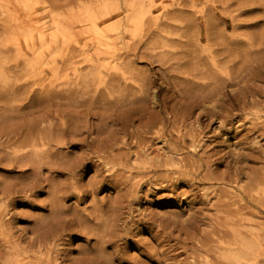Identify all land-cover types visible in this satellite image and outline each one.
Masks as SVG:
<instances>
[{
    "label": "rangeland",
    "instance_id": "obj_1",
    "mask_svg": "<svg viewBox=\"0 0 264 264\" xmlns=\"http://www.w3.org/2000/svg\"><path fill=\"white\" fill-rule=\"evenodd\" d=\"M0 60V264H237V231L261 236L245 264H264V0H0ZM29 97L65 117L19 118L45 105ZM50 123L62 144L39 170ZM89 182L39 243L53 187Z\"/></svg>",
    "mask_w": 264,
    "mask_h": 264
},
{
    "label": "bare ground",
    "instance_id": "obj_2",
    "mask_svg": "<svg viewBox=\"0 0 264 264\" xmlns=\"http://www.w3.org/2000/svg\"><path fill=\"white\" fill-rule=\"evenodd\" d=\"M140 9H137L136 11L138 12ZM135 11V12H136ZM140 12V11H139ZM104 44V43H103ZM40 58H35V59H26L24 62H22L23 67L26 70H35L40 68L41 62L39 60ZM6 63L5 61L0 60V80L4 82H8L10 79L9 74L6 72ZM59 67L53 65V78L54 82H58L60 77ZM90 75H96L98 76L96 71L88 70L83 74L82 76L85 78L90 76ZM81 76V77H82ZM66 79L69 81L70 79L68 76H66ZM52 97H49L46 99V101H42L39 99H34L31 100V97H29V103L25 105V107H35L36 105H41L45 104L43 108H37V111H31L29 113H22L19 114L18 117L21 118L23 117L32 119V120H38L41 119L43 121L51 119L52 116L55 118H63L65 115L61 112L60 106L53 103ZM140 103H136L135 100H129V107L132 110H139L141 108ZM143 109H141L142 111ZM143 112V111H142ZM51 125L49 126V133H45L46 136L42 135L41 138L38 140H42L43 144L39 148H34L33 152L31 154L34 155L33 157V165L35 168L41 170L45 165H54L57 163L53 157V153L50 151V147L52 145L53 141H56L57 144H62L60 140H54L51 139V132L53 130V123H50ZM63 130H67V127L65 124L62 125ZM19 128H11L8 129L7 131L3 132L1 135L2 137H7L8 138V143L13 139L16 138L21 134L19 132ZM44 134V133H43ZM34 146H38V143H35ZM65 160V158L63 159ZM85 159H79L76 162H70L68 165V169L71 171V173L74 175L77 172L78 165L81 167L83 165ZM76 164V165H75ZM52 167V166H51ZM105 182V179L98 181V187L102 186ZM102 184V185H99ZM39 186L38 181H32L31 183L27 184V187L23 189V192L27 193L29 191H34L37 187ZM97 186V185H96ZM95 186L94 182H89L86 185V189H79V186H75L74 184H71V186L65 188L64 186H54L53 191L51 192V204H52V213H51V221L49 224L43 225L41 231L38 233V236L36 239L38 240L39 243L42 244L43 241H49L50 239H59V237L62 235V232L65 231L66 226L68 225L67 223L69 222L68 216L64 215L66 212L65 210V205L63 201L66 199L72 197V196H79L80 198L83 197V193L85 192H95L98 187ZM8 198L13 199L14 198V191L9 189L7 192H5ZM47 220L48 219H44ZM61 226V227H60ZM69 226V225H68ZM67 226V227H68ZM58 228H61L62 230L59 231ZM57 231V232H55ZM237 238H234V241L227 242L226 245V252L222 255V258L226 260L228 263H237V264H245L247 258V254L249 251H255L258 252L261 250L262 246V240L261 236L259 234H246L243 233L242 231H237ZM239 245L240 247L237 249L235 246Z\"/></svg>",
    "mask_w": 264,
    "mask_h": 264
}]
</instances>
